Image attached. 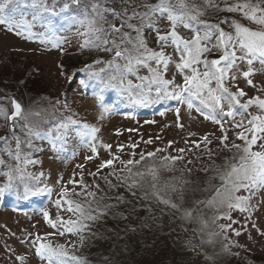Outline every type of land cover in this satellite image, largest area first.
Returning a JSON list of instances; mask_svg holds the SVG:
<instances>
[{"label": "snow or ice", "instance_id": "6c2138e0", "mask_svg": "<svg viewBox=\"0 0 264 264\" xmlns=\"http://www.w3.org/2000/svg\"><path fill=\"white\" fill-rule=\"evenodd\" d=\"M224 3L225 6L221 8L214 0H203V4H198L196 0H0V25H3L6 31L29 40L35 35H42L43 32H54L57 24L67 25L69 30L75 27L76 34L84 38L82 48L109 54L110 59H98L94 63L104 64L110 69L111 80L118 81L120 87L139 89L141 102L146 103L151 93L155 92L158 99L163 96L182 105L186 104L190 111L195 109L204 115L205 119L220 125V130L224 133L220 137V144L223 148L235 149L236 152L231 158H226L223 164L213 163L204 168L205 173H215L210 180L219 181L218 184L209 182L207 186L195 185L194 181L185 178L183 170L179 177L172 176L163 184L160 183V171H177V162L184 161V153L193 151L192 148H178L176 151L179 155L169 154L162 157H158L157 153L167 149L157 148L153 152L139 153V159H136L137 144H131L128 147L133 151L129 154L130 158L125 160L117 154L124 151V145H118L114 153L112 145L102 141L97 143L99 128L80 124L73 116L58 121L54 126L58 133L70 126L77 127L92 153L86 156L85 160L98 157V147L109 152L111 158L102 161L95 173H89L93 177H99L103 169H110L108 174L102 177L109 192L124 187L136 196V190H143L142 199L154 198L166 208L180 213V218L184 220L195 219L193 212L203 205L220 213L212 217V222L215 223L219 219L231 221L232 210L251 213L253 197L264 192V98L256 96L241 103V98L246 95L244 90L237 87L236 91H232L228 84V81L234 82L238 78L233 74V69L239 61L249 66L247 71L242 72V76L249 86L255 87L250 79L254 75L252 65L256 61L264 65V0H234L232 3L224 0ZM208 7L228 13H239L243 19L256 27H248L235 19L227 18L219 23H212L203 18ZM163 20L168 22V27L164 30L159 26ZM223 24H228L232 31H225L221 27ZM181 26L190 30L191 36H182L177 31ZM146 30L155 33L157 47H149ZM41 43L45 41L41 40ZM59 46V42L53 44V47ZM168 48H172L171 54L166 52ZM214 53L218 55L210 58ZM173 56L176 57L175 60ZM173 63L182 77L181 83H177L175 76L171 79L165 78L169 65ZM91 68L92 65H87L84 71H89L92 77L100 79V73L92 72ZM141 69H146L148 74L139 75ZM103 71L105 68L100 69V72ZM130 76H135L140 83L134 85L129 79ZM55 103L59 104V101ZM237 106L245 111L255 106L258 111L249 114L250 119L246 125L243 122L235 125L243 129L236 133V138L243 141V144L233 142L229 145L226 143L228 136L224 128V118H234ZM175 111L177 126L182 128L183 125L179 123L180 108L177 107ZM46 114V109H26L14 97H0V118L5 121L9 133L0 136V145H3L0 152L15 161L13 167L0 158V165L9 168V171L4 173L8 182L0 187V194L13 188V172L18 173L19 178L23 180L26 166L38 163L30 158V153L25 152L24 148L31 149L35 138L51 135V129H41V125L47 122ZM18 129L20 135L17 134ZM119 134L118 131L117 135ZM55 139L60 140L61 136L57 135ZM144 143L151 144L152 140ZM173 143L174 141H169L167 147H171ZM185 143L189 141L186 140ZM191 143L195 149H201L203 144V151L210 160L212 159L213 152L207 147L211 144L208 134ZM187 163L191 164L193 161L189 160ZM77 167L83 170L84 166ZM187 172L191 174L192 169H187ZM68 184L73 187L69 189L62 185L58 193L60 198L55 204L57 208L70 213V218L64 219L58 215L56 221H53L48 212L43 215L45 221L57 229L59 235H76L80 246H83L88 238L96 236L94 226L113 213V210L124 202V197L118 192L114 197L104 193V189L95 183V180L92 184L86 183L83 174L76 180L74 173ZM47 191L50 194L51 190ZM198 192L207 195L201 199L197 195ZM113 200L114 203L110 202ZM148 210L151 211L150 208ZM202 223L207 227V221ZM252 226L264 236V231L255 223ZM219 227L222 232H226L231 228V224ZM233 231L236 236L241 235L240 231ZM40 240L41 237L37 235L32 241V246L35 248V255L41 260L46 259L49 264H52L53 260L57 264H88L86 259L71 255L65 245L53 246L51 243L41 242L37 246V241ZM224 247L227 250L228 246ZM16 259L20 264H25V256L18 255Z\"/></svg>", "mask_w": 264, "mask_h": 264}, {"label": "rangeland", "instance_id": "374dc122", "mask_svg": "<svg viewBox=\"0 0 264 264\" xmlns=\"http://www.w3.org/2000/svg\"><path fill=\"white\" fill-rule=\"evenodd\" d=\"M152 2H156V0H152ZM196 2L203 4V0H196ZM214 2L218 3L221 8L225 6L224 0H214ZM228 2L232 3L234 0H228ZM203 18L212 23H219L225 18L235 19L248 27H256L243 19L239 13L219 12L213 7H208L207 14ZM159 26L164 30L168 27V22L160 21ZM221 27L225 31H232L228 24H223ZM34 31L41 32L42 30ZM177 31L186 38L192 34L190 30L182 26L178 27ZM76 33L75 27L69 30L67 25L57 24L54 32H43L42 35H35L29 40L6 31L5 27L0 25V97H14L26 109L36 111L46 109L47 122L41 125V129L42 131L51 129V135L46 138H36L31 149L24 148L27 153L31 151L30 158L38 163L26 166L23 180L19 178L18 173H12L13 188L5 191L6 195L10 193V197H13L12 202L4 204L3 200H0V264H20L16 259L18 255L25 256V264H49L48 260H41L35 255L32 241L36 239L37 235L41 237V240L37 241V246L41 242L51 243L53 246L65 245L71 255L86 259L88 264H113L111 259L104 257L107 250L110 249L108 246H110L114 233L111 230H103L105 223H108L105 220L102 219L94 226L93 231L96 236L88 238L83 246H80L76 235L65 233L61 236L57 229L52 228L45 221L44 212H48L53 221H56L58 215L64 219L70 218L71 214L57 208L55 201L60 198L58 193L62 185H66L69 189L73 187L68 184V181L73 178L74 173L76 180L80 179L81 174L88 184H92L95 180V183L100 184L104 193L108 195L114 197L117 192L122 195L124 202L120 203L118 207L122 211L121 218L129 219L134 214L133 219L135 218L136 224L141 227L140 231L143 229L146 231L155 230L165 219L169 218L167 215H178V220L183 225L186 224V228L181 229L183 234H173L172 239L179 246L181 254L186 255L187 258L194 253L193 248L191 252L192 246L189 243L191 238H196L199 243L196 244L201 246L203 243L199 240L209 237L211 244L215 247L210 246L204 250L203 254L210 252V256L214 260L212 264H264V236H261L252 226L255 223L261 231H264V192L253 197L251 213L232 210L230 212L231 221L219 219L213 223L212 217L220 214L215 209L201 205L193 212L195 219L184 220L180 218V213H176L158 202L155 205H148V203L134 199V206L128 201L133 195L124 187L109 192L102 178L110 171L108 168L103 169L99 177L89 175V173H95L101 162L110 159L111 156L104 148L98 147L99 156L92 160H85V157L92 153L77 127L70 126L68 129L60 130L59 133L54 127L58 121L64 120L68 116H73L80 124L99 128L97 143L102 141L112 145V152H116L118 145H124V151L117 154L125 160L130 158L129 154L133 151L128 147L131 144H137L136 159H139V153L153 152L157 148L167 149L165 152L157 153L158 157L169 154L179 155L176 151L178 148H192L193 151L184 153V161L177 162V171H160L161 184L172 176L179 177L181 170L184 171L185 178L194 181L195 185L207 186L209 182L218 184V180H210L215 173H205L204 168L213 163L215 165L223 164L224 160L231 158L236 150L225 149L220 144V137L224 135L220 130V125L213 123L210 119H205L204 115L195 109L190 111L186 104L182 105L163 96L158 99L155 92L151 93L150 99L144 103L141 102L139 89L133 87L129 90L126 87H120L118 81L111 80L110 69H107L104 64L94 63L98 59H110L109 54L95 49L82 48L84 38ZM146 33L149 47H157L154 40L155 33L150 30H146ZM41 40H44L45 43H41ZM58 42L60 46L53 47V44ZM172 51V48L166 49L169 54ZM216 55L218 53H214L210 58H215ZM173 59L175 60L176 57L173 56ZM87 65H92V72L100 73V79L92 77L89 71H84ZM248 67L246 63L238 61L237 67L233 69V74L238 78L234 82L228 81L232 91H236L238 87L246 93L241 98V103L256 96L264 98V65L258 61L252 65L254 75L250 79L255 87L249 86L242 76V72L247 71ZM101 68H105V71L100 72ZM147 74L146 69H141L139 72L141 76ZM13 75L16 80L14 85H27L25 91L16 92V94L10 93L12 84L9 83L7 86L5 81L12 82L11 76ZM173 76L176 77L177 83L182 82V77L177 73L174 63L169 65V71L165 78L171 79ZM129 79L133 81L134 85L140 83L135 76H130ZM56 101H59V104H56ZM177 107L180 108L179 123L183 125L182 128L177 126L175 111ZM257 111L255 106L250 107L247 111L237 106L234 118H224L226 121L224 128L228 136L227 144L231 145L233 142L239 144L240 140L236 138V133L243 129L235 127V125L241 122L246 125L247 120L250 119L249 114H255ZM1 120L0 136H6L9 134L8 128L3 118ZM118 131L119 135H117ZM17 134H21L19 129ZM206 134L211 141V144L207 146L213 152L211 160L203 151V144L201 149H195L191 143L200 140ZM57 135L61 136L60 140L55 139ZM150 139L152 140L151 144L144 143ZM186 140L189 143L186 144ZM169 141H174L171 147H167ZM2 148L3 145H0V149ZM0 158L4 159L7 164L15 166V161L10 160L6 154L0 152ZM189 160L193 163L188 164ZM77 165H83V170ZM158 165L159 161L157 160ZM187 169H192L191 174L187 172ZM8 171L7 166L0 165V187L8 182L4 175ZM109 179L113 178L109 177ZM49 189L51 190L50 194L47 191ZM77 191H79L78 188ZM4 193L0 194V197ZM197 195L203 199L207 194L198 192ZM150 199L155 200L154 198ZM15 201L22 202L23 205L15 206ZM110 202L114 203L115 201ZM185 206L187 207V205ZM149 208L151 211L148 210ZM112 214L110 213L105 219H110ZM115 215H118L117 209ZM202 221H207V227H204ZM232 221H236V223H232ZM228 224H231V228L222 232L219 225ZM233 230L240 231L241 235L236 236ZM210 233H217V235H210ZM135 238L139 243L141 242L143 257L125 255L127 258L131 257L134 264H144L145 240L147 239ZM22 241L24 242L22 243ZM207 243L210 244V242ZM225 245L228 246L227 250H225ZM102 256L103 258H100ZM52 264H57V262L53 260Z\"/></svg>", "mask_w": 264, "mask_h": 264}, {"label": "trees", "instance_id": "16d2710c", "mask_svg": "<svg viewBox=\"0 0 264 264\" xmlns=\"http://www.w3.org/2000/svg\"><path fill=\"white\" fill-rule=\"evenodd\" d=\"M11 78L13 79L12 82L5 81L7 82V86L9 85V83L12 84L11 85L12 91H10V93L12 92L13 94H16V92L26 90L25 88L27 85H14L16 82L15 76L13 75L11 76ZM1 121L2 120L0 118V122ZM35 141L36 138L33 140V142ZM241 143H243V141L240 140L239 144ZM29 153L31 156V151ZM138 191H137V195L132 196L131 198H129L128 201L133 203V200L137 199L139 201H143L144 203H148V205H155V203H157L153 199H149V200L142 199L143 190H138ZM0 200H3L4 204L6 203L10 204L13 200V197L12 198L10 197V193L6 195L5 192L4 195L0 197ZM14 205L22 206L23 203L22 202L19 203L18 201H15ZM115 211L116 209H114L113 213H115ZM117 212L118 215L112 214L110 219H105V218L103 219L106 222H108L105 223V225L103 226L104 227L103 230L114 231L111 237L110 246H108L110 249L107 250L106 256H104L107 259H111L113 261V264H123V263L134 264L133 259L131 257L127 258V255L125 254H130L131 256L135 255L137 258L143 257L141 242L139 243L135 237H140L144 240L147 239L145 240V256L143 258L144 264H212L214 263V260L210 256V252L203 254L205 249H208L210 246H213L211 244L209 237L201 238L199 240L203 243L201 246L196 244L198 243L196 241L197 240L196 238L195 239L191 238L189 243L192 246L191 252L193 248L194 253L191 254L190 257L188 256L189 258H187L186 255L181 254L179 246H177L174 240L172 239L173 234H179L181 233L182 228H186V224L183 225L178 220L179 218L178 215L176 214L167 215L169 218L165 219L162 222V224H160L158 227L155 228V230L146 231L145 229L142 228L143 230L140 231L141 227L136 224L135 218L133 219L134 214L129 219H122L121 218L122 211L119 208H117ZM142 232L144 233L142 234ZM207 242H210V244L208 245ZM146 250H149V252H146ZM154 257H157V259H154ZM100 258H103V256ZM101 261L104 260L101 259Z\"/></svg>", "mask_w": 264, "mask_h": 264}]
</instances>
